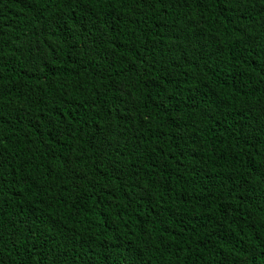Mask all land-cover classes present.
Returning <instances> with one entry per match:
<instances>
[{
	"label": "trees",
	"instance_id": "trees-1",
	"mask_svg": "<svg viewBox=\"0 0 264 264\" xmlns=\"http://www.w3.org/2000/svg\"><path fill=\"white\" fill-rule=\"evenodd\" d=\"M0 264H264V0H0Z\"/></svg>",
	"mask_w": 264,
	"mask_h": 264
}]
</instances>
